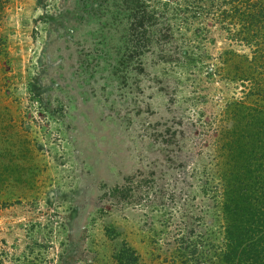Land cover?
Wrapping results in <instances>:
<instances>
[{
    "label": "rangeland",
    "instance_id": "374dc122",
    "mask_svg": "<svg viewBox=\"0 0 264 264\" xmlns=\"http://www.w3.org/2000/svg\"><path fill=\"white\" fill-rule=\"evenodd\" d=\"M112 3L0 0L4 264H117L123 246L136 264H205L221 242L231 101L255 104L228 77L249 51L213 24L185 64L201 20L166 14L128 58Z\"/></svg>",
    "mask_w": 264,
    "mask_h": 264
},
{
    "label": "trees",
    "instance_id": "16d2710c",
    "mask_svg": "<svg viewBox=\"0 0 264 264\" xmlns=\"http://www.w3.org/2000/svg\"><path fill=\"white\" fill-rule=\"evenodd\" d=\"M112 1L116 14H121L127 23L128 58L138 56L150 37L159 35L154 25L158 17L166 14L178 15L181 24L201 20L189 31L184 27L183 32L191 34L190 39H184L185 49L181 50L185 64L195 60L190 49L213 24L229 40L248 49L249 54H233L231 65L236 72L228 80L248 83L244 95L255 96V104L231 101L235 113L242 112L239 118L244 123L221 142L225 145L222 159L226 163L218 200L222 238L205 254V264H264V0ZM205 19L208 24L202 23ZM165 25V29L169 28ZM228 58L220 60L225 72ZM116 260L117 264H136L137 257L132 249L123 246ZM0 264H4L1 257Z\"/></svg>",
    "mask_w": 264,
    "mask_h": 264
}]
</instances>
